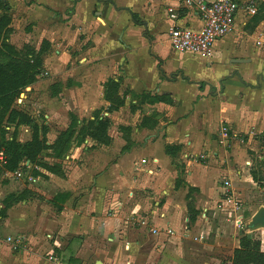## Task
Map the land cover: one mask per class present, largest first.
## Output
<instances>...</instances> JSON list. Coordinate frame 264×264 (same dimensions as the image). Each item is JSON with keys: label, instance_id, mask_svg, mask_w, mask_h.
<instances>
[{"label": "crops", "instance_id": "1", "mask_svg": "<svg viewBox=\"0 0 264 264\" xmlns=\"http://www.w3.org/2000/svg\"><path fill=\"white\" fill-rule=\"evenodd\" d=\"M253 1L257 14L248 15L240 5L233 32L215 43L208 59H202L174 52L168 38L172 52L148 50L154 37L150 40L142 28L151 35L154 25L167 33L174 26L190 29L202 26L199 17L183 8L178 0H0L20 12L17 19H25L26 27L33 24L27 37L32 35L54 44L59 30L57 13L62 15L69 10L68 17L62 15L66 30L67 25L74 26L79 29L75 32L80 38L83 35L85 41L102 43L103 48L97 45L81 51L80 56L87 57L81 60L84 64L65 73L64 80L80 88L81 105L90 106L95 100L99 107L96 109L100 110L103 103L108 105L102 99L103 85L113 79L120 83L119 93L123 89L137 96L144 92L167 95L174 101V113L180 111L176 117V113L167 114L161 103L149 106L152 109L149 114L164 113V117H155L151 122L154 126L157 120L162 127L135 129L133 134L143 135L144 140L135 141L132 134L133 144L127 152H122L125 142L119 133L110 135L109 146H92L86 141L84 151L75 152L76 157L81 155L78 162L65 157L66 161L60 164L47 156L52 150H46L42 162L49 166L60 164L62 176L25 161L22 165L30 171V181L38 185L31 187L37 195L33 193L35 198L27 202L23 200L24 206L18 212L11 207L1 216L4 234L0 238V264H220L221 254L225 255L227 248L230 252L225 264H231L239 240L224 239L220 228L211 226L207 229L194 226L190 230L185 196L165 190L167 183L161 180L163 172L158 168L170 165L164 149L168 144L180 146L182 158L186 157L188 146L198 153L212 150L215 155L219 151L217 159L207 164L215 166L216 172L209 173L203 167L204 172L197 175L190 168L186 178L199 190L194 203L196 218L208 222L206 214L212 208H206L203 198L211 196V201H215L221 195L222 204L224 192L220 184L215 188L217 192L211 188L208 195L201 185L213 183L215 173L222 172L224 178L232 176L231 167H217L226 164L225 147L231 141L236 146L238 137L251 143L256 136H264V0ZM29 10L34 18L23 16ZM169 10L176 13L175 21L170 19ZM93 11L101 17L96 19L101 26L95 22ZM134 15L138 22L133 20ZM112 35L118 38L117 45ZM170 53L173 62L186 59L196 67L179 70L193 83L186 85L179 77L171 76L173 65L157 67ZM48 62L44 64L47 76L52 75ZM43 78L36 76L30 89L36 104L41 98L50 100L45 92L49 87L46 83H52L54 77ZM44 86L46 90L41 92ZM120 110L124 112L125 108ZM43 117L48 128L46 146L51 147L58 133L49 123L50 115ZM31 119L37 123V117ZM223 128L228 131L226 141L220 138ZM31 130L27 126L20 129L21 142L31 141ZM237 155L239 162L242 151H237ZM1 167L6 172L5 166ZM31 168L39 171L38 175L34 176ZM9 174L6 172L5 176ZM236 178L239 179L237 175ZM124 182L132 189L143 187L142 191L147 192L129 198L131 189L128 193L120 189ZM208 232L213 235L212 243L205 241ZM201 242L203 250L199 254V246L193 245ZM50 256L54 261L48 259Z\"/></svg>", "mask_w": 264, "mask_h": 264}, {"label": "rangeland", "instance_id": "2", "mask_svg": "<svg viewBox=\"0 0 264 264\" xmlns=\"http://www.w3.org/2000/svg\"><path fill=\"white\" fill-rule=\"evenodd\" d=\"M243 2L246 1L243 0ZM69 13L70 11L67 10L62 13V15L63 17H68ZM19 14L20 12L16 13L10 6L0 2V70L8 72V74H12L14 73L11 70L12 68L22 72L27 70L30 71V68H33V72H37L35 78L36 76H43V79L45 80L46 78H54L52 79V83H46V86H49L47 90L46 86H44V89L41 91L44 92L46 90V96L49 97L50 100L41 98L39 104H36V100L31 94L33 92L30 93V89L34 84V82H32L25 88H19L6 102L0 101V151H4V147L11 141L17 144L26 143L25 141L21 142L23 139L19 137V132L23 125H17L19 117L24 115H28L30 118L37 117V123H34L35 126H37V129H41L42 127L48 129L47 126L44 125L46 119H44L43 116L46 114L50 115L51 120L49 123L52 129L57 131V136H61L63 146L65 147L59 153L51 151V153L47 154L46 151H43L40 153L38 159L39 162L42 163V156L47 154V156L52 158V160H58L61 164L63 161H66L65 157H69L70 162H78L81 155L79 154L76 157L77 154L75 152L76 150L78 152H81L82 150L83 152L84 147L86 146V141H89L92 146H109L112 142L110 135L117 133L121 135L122 140L125 142L122 152H127L133 144L131 140L133 136H135V141L138 140V142H142L144 140L143 135L140 134V136H138L137 134L136 136L135 133L133 134L135 129L139 131L148 128L155 129L156 127L161 129V122L156 120L154 126H152L151 122L155 117H164V113H160L158 111H154L151 114L148 113L150 112L149 110H152L149 106L154 103H161L164 105L165 112L167 114L174 115L176 113V117L180 114V111H178V113H174V101L169 96L158 95L157 93L152 94L151 92H144L140 96H137L130 93L128 90L123 89H120L119 93L120 83L118 84L117 90H111L112 93L110 97L112 100H115V103L110 106V104H108V102L104 99V85L107 84L108 90H110V83H115L113 79H109L106 83H104V91L102 94L103 98L100 96L104 100L103 102H106L108 105L103 103L104 106L100 110L96 109L99 108L96 100L90 106L81 105L82 92L78 86L74 85V82L71 83L70 81L64 80L66 75L65 73L71 68L76 71V65L81 66L84 64L81 60L84 58L86 59L87 57L80 56V54H82L81 51L94 49V46L97 45H101V48H103L102 43L100 42L97 44L95 41H85L83 35H81L80 38V35L75 32V30L78 32L79 29L74 28V26L71 28L67 25V31L66 26L63 25L65 21L62 20V15L59 13H57L59 21L57 26L59 30L56 32L57 37L54 44L45 40L42 41L40 38H36L32 35L27 37L26 35L30 33L28 31H32L33 24L30 23V26L26 27L24 23L25 19H17ZM33 15V12L29 10L24 13L23 16L29 18ZM93 17L95 22L97 21V24L101 26V21L96 20L101 17L95 16L94 11ZM142 32L150 40L152 39V35L154 37L152 41L149 42V51L167 50L172 52L167 43L168 33L166 31L158 30L156 25H154L151 30V35H149L148 31H145V28H142ZM112 38V41L114 40V43L117 45L119 43L118 38L114 35H112ZM49 55L52 56L51 59L48 58ZM171 55L172 54L170 53L169 57H167L165 61L157 63V67L161 68L162 66L173 65L171 76L179 77V81H181V83H185L186 85L193 83V79L179 73V70L194 68L195 66H191L186 59L182 62L179 61L178 63L173 62V59L170 58ZM46 62H48L47 68L51 69L52 75L47 76L44 74L45 71H48L44 69V64ZM31 72L32 71H30V73ZM118 72L120 71L118 70ZM76 75L79 76L77 73ZM12 84L14 85V83ZM86 94L87 92H85V95ZM66 100H71L74 103L71 104L65 102ZM44 106L47 108H44ZM123 107L125 108V111L121 112L120 109ZM113 109L118 110L113 112L109 111ZM12 113H16L17 116H13ZM113 113H117V115H114ZM81 114L85 115L80 118L79 116H81ZM11 116L15 118L12 119ZM9 118L14 121L11 123ZM91 121L94 123L98 121L105 123L104 135L107 139L104 141L110 140V142H108L109 144L100 145L91 139L89 136V133L91 132L85 131L88 123ZM22 138H24V136ZM236 141V146L232 144L233 141H231L230 144L225 147L228 149L227 155H223L224 159L227 157L226 164H223L222 166L219 164L217 166L219 169H229V167H231L232 176H226V178H224L225 175H222V172L219 173V175L218 173H215L217 176L213 177V183H204L201 186L203 190L207 191L206 193L210 195V192L212 191H208L209 189H215L220 184L222 185L224 181H229L231 183V187L228 190L230 192V196L228 197L231 198V194H234L236 197L234 201L238 199L240 200V204H237L236 206H232V204L223 205L220 200L222 198L221 195H219L220 199L216 197L215 201H211V196L209 199L205 196L203 200L206 201L203 202L207 206L206 208H212V210L208 211L206 214V218L209 221L207 222L202 220L199 222L198 218L195 216V220L193 222L190 221L187 226L189 228L194 226H196V228H200V226H202L205 227V229L210 228V226L217 229L220 228L219 233L221 236L224 239H230L231 241L237 239L239 240L242 235H251L253 239L258 240L261 243L262 250L264 251V229L254 231L252 233L246 230V224H248L251 216L258 208L264 206V136H256V139L251 143H248L247 138L244 139V137H238ZM165 148L172 149L169 152L170 154H166L170 159V165H168L167 168H158L159 171L163 172L161 180L167 183L164 188L172 193L183 194L187 203V210L188 208L194 210V203L196 202L195 199L199 190L186 181L187 173L189 169L192 168V170L197 171L198 175L199 171L204 172L203 167H206L205 171L209 173L214 171L216 167L208 166L207 164L209 163V160L211 161V159L214 158L217 159V152L219 151H217L215 155L213 154L215 151L212 150L211 152L200 151L198 153L188 146L189 151H187V154L185 152L187 158H182L180 157V146L168 144L165 145ZM237 151L238 153L242 151V155L238 158L239 162H237ZM186 159H188L187 163L184 162ZM50 163L56 164L52 161H50ZM60 164L55 165V167L60 168ZM1 169L2 167H0V238L4 234L1 217L2 214H5V211L11 207V209H14L15 212H18L24 206L22 204L23 200H26L27 202L28 200L35 198L34 194L37 195V193H35L34 189L31 187L38 186L30 181L28 173L30 171L20 172V176L16 175V171H12L10 172L11 174L6 177L5 175L7 171L3 173V170ZM253 174L257 179L255 181L252 177ZM236 175L239 179L236 178ZM170 184L172 185V188L169 189L171 186ZM142 188L143 187H138V189L135 190L132 189L131 186L125 185L124 182L122 188L120 189L126 191L127 193L128 190L131 189L133 193L127 194L128 197L131 198L134 195H144L147 191L145 189L142 191ZM214 192H217V190L215 189ZM13 215L15 216L16 213ZM192 215L193 214L188 211L189 218ZM199 219H203V217H199ZM190 230H193V228H190ZM195 231L193 232L194 236L197 234ZM208 234L209 235L206 236L207 238H205V241L207 243H212L213 235L209 232ZM202 242L193 245L194 247L199 246V248H197L199 249V254L203 250ZM229 252L230 249L228 251L227 248L223 252L225 255L221 254L222 259L220 264H225L228 261L227 255Z\"/></svg>", "mask_w": 264, "mask_h": 264}, {"label": "trees", "instance_id": "3", "mask_svg": "<svg viewBox=\"0 0 264 264\" xmlns=\"http://www.w3.org/2000/svg\"><path fill=\"white\" fill-rule=\"evenodd\" d=\"M257 14V13H256ZM255 14V15H256ZM254 15V16H255ZM133 20L138 22L137 16H133ZM1 22V20H0ZM1 29V27H0ZM14 73L8 74V72L0 70V101L6 102L11 95L16 92L19 88L27 87L32 82H35L36 73L33 72V68H30L27 71H19L15 69H11ZM14 83V85L12 84ZM110 90H108L107 84L104 85V99L108 104L113 105L115 100H112L111 93L113 89L118 88V83L111 82ZM108 90V91H107ZM120 108V107H119ZM118 108V109H119ZM118 109L109 110L111 112L117 111ZM13 116H17L16 113H12ZM12 117L15 118V117ZM9 118V121L12 123L14 120ZM99 120V119H98ZM33 120L27 115L20 116L17 125H23L32 128V138L30 142L25 144H17L13 141L8 142L7 146L4 147V151H0L4 157L6 158L5 170L7 172L12 171H23L26 172L27 169L22 164L25 161H28L31 166H37L45 169L46 171L56 174L58 176H62V172L58 167L47 166L45 163L39 162V155L41 152L46 151L48 149L52 150V152H61L65 146H63V141L61 136H58L54 141L51 147L46 146V134L48 133V129L42 127L41 129H37ZM105 123L98 121L94 123L93 121L89 122L87 125V129L85 131H90L89 136L92 140H94L98 144H109L110 140L104 141L107 137L104 135ZM41 137L39 138L38 137ZM106 142V143H105ZM172 148H165V153L170 154ZM31 173L36 176L38 172L31 168ZM253 180H257L255 175H252ZM188 211L193 215L188 218L189 222H193L195 220V216L197 212L191 208H188ZM4 213L2 214V216ZM231 264H264V251L262 250L261 243L258 240L252 238L251 235H242L239 239L238 248L233 250L232 257L230 259Z\"/></svg>", "mask_w": 264, "mask_h": 264}, {"label": "built area", "instance_id": "4", "mask_svg": "<svg viewBox=\"0 0 264 264\" xmlns=\"http://www.w3.org/2000/svg\"><path fill=\"white\" fill-rule=\"evenodd\" d=\"M178 2L183 8L192 10L202 21V26L199 29L174 26L168 33L169 46L176 53L202 59H208L215 43L233 32L240 5H243L248 15L256 13L253 0L246 2L243 0H178ZM169 16L172 21L177 19L176 13L172 10H169ZM228 137V131L223 128L220 132L221 141L228 140ZM5 164L6 158L0 153V167ZM16 175L20 176L18 172ZM230 187L229 181L222 183L224 192L222 204L236 206L240 204V200L234 201L236 199L234 194H231V198L228 197L230 196L228 191ZM9 240L11 241V239ZM13 242H17V240H13ZM48 259L54 261L55 258L50 256Z\"/></svg>", "mask_w": 264, "mask_h": 264}, {"label": "water", "instance_id": "5", "mask_svg": "<svg viewBox=\"0 0 264 264\" xmlns=\"http://www.w3.org/2000/svg\"><path fill=\"white\" fill-rule=\"evenodd\" d=\"M262 229H264V206L258 208L246 224V230L250 233Z\"/></svg>", "mask_w": 264, "mask_h": 264}, {"label": "bare ground", "instance_id": "6", "mask_svg": "<svg viewBox=\"0 0 264 264\" xmlns=\"http://www.w3.org/2000/svg\"><path fill=\"white\" fill-rule=\"evenodd\" d=\"M239 223V222H238Z\"/></svg>", "mask_w": 264, "mask_h": 264}]
</instances>
